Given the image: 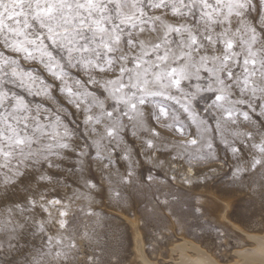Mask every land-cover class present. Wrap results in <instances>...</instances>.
Here are the masks:
<instances>
[{"label":"clouds","instance_id":"9594fccd","mask_svg":"<svg viewBox=\"0 0 264 264\" xmlns=\"http://www.w3.org/2000/svg\"><path fill=\"white\" fill-rule=\"evenodd\" d=\"M26 7L0 30V264H76L83 200L131 199L184 153L204 154L180 165L188 186L264 172V0H97L71 46L62 15Z\"/></svg>","mask_w":264,"mask_h":264},{"label":"rangeland","instance_id":"374dc122","mask_svg":"<svg viewBox=\"0 0 264 264\" xmlns=\"http://www.w3.org/2000/svg\"><path fill=\"white\" fill-rule=\"evenodd\" d=\"M11 2L20 7L6 15L0 8V28L4 24L9 27L17 26L28 16L26 6L32 3L31 0ZM256 67V64L252 65L251 70L255 71ZM236 71L242 72L244 69L238 64ZM215 121L216 117L212 116L209 124H212L219 135ZM190 127L195 135L196 126L192 124ZM129 143L135 146L133 141L130 140ZM116 155L119 156V152ZM168 155L161 153V156ZM203 155L202 152L194 151L184 153L183 158L171 160L168 168L156 169L155 175L165 182L136 183L131 199L125 198L118 203L103 202L99 205H89L87 200H83L81 208L76 210L73 222L76 224L77 235L87 232L88 237L84 247L75 251L72 257L76 264H90L91 261L96 264H174L178 254L173 253V250L186 240L199 245L209 256L211 253L210 257L215 258L217 263L245 262L247 256L240 255L238 250L249 247L251 242L244 232L233 228L219 216L223 211L221 201L227 199L230 202L227 214L232 222L250 234L253 232L264 235V172L257 169L246 173L236 183L226 184L205 178L191 186L186 185L182 176L184 169L180 165H183L185 159L202 158ZM136 156L139 159L138 147ZM140 164L142 167L139 178L143 181L144 175L154 170L145 165L143 160H140ZM172 165L177 167L172 168ZM120 167L124 169V165L121 164ZM169 176H174L178 182L174 183ZM113 182L119 183V177H114ZM100 221L104 222L102 229L97 227ZM136 232L140 233L143 240L146 263L141 261L136 250ZM38 240L39 238L34 241L37 245Z\"/></svg>","mask_w":264,"mask_h":264},{"label":"bare ground","instance_id":"6f19581e","mask_svg":"<svg viewBox=\"0 0 264 264\" xmlns=\"http://www.w3.org/2000/svg\"><path fill=\"white\" fill-rule=\"evenodd\" d=\"M221 203L223 204L222 205L223 211H222V213L219 216L223 220H225L226 222L231 224L233 226V228L240 230V232L241 231L244 232L245 236L251 242L249 247L238 250L239 251L238 253H240V255L247 256L246 259L248 261L246 260L244 262L243 260L242 261L240 260L238 263L236 262V263H233V264H264V235H256L255 233L253 234V232H252V234H250V233L246 232L243 227H241L240 225H237L236 223L232 222L228 218V214H227L228 208L230 207V202L227 199H223L221 201ZM133 223H135V222H133ZM135 228H137V224H135ZM136 234H137V238H136V250H137V253L140 256L141 261L143 263H146L147 261H146V259L144 257V253H143V245H142L143 240L141 238L140 233L136 232ZM171 251H172V249H171ZM174 252H176L178 254V258L175 261L176 264H221V263L215 262L214 261L215 258L213 259L212 257H210L211 253H210V256H209L203 249H201L199 247V245L197 246L196 243L194 245L191 241H188V240H186L183 243L179 244L175 248V250H173V253ZM243 257H242V259H243Z\"/></svg>","mask_w":264,"mask_h":264},{"label":"snow or ice","instance_id":"6c2138e0","mask_svg":"<svg viewBox=\"0 0 264 264\" xmlns=\"http://www.w3.org/2000/svg\"><path fill=\"white\" fill-rule=\"evenodd\" d=\"M19 3H23L24 0H18ZM32 3L36 5L33 18H55L58 14L62 15L63 22L66 25H70L75 28V31H71L70 28L65 27L63 29L65 39L67 40L69 46L73 43H76L83 38L78 36L80 31V26L86 24V20L83 17V14L79 11H76V8H84L85 5H91L97 2V0H84L81 3V0H31ZM0 3H3V0H0ZM22 14V13H18ZM95 19V18H93ZM79 21V23H77ZM19 22V21H18ZM30 26V25H28ZM2 30V28H0ZM11 30V29H10ZM51 30V29H50ZM97 30H101L100 22H97ZM23 35V32H21ZM59 35V33H57ZM53 42L55 39L53 38ZM19 43V42H18ZM81 52L87 51V47L79 48ZM30 54V50H29ZM253 65L256 63L255 60L252 61ZM176 73V68L171 69V74ZM176 83L179 84L180 80L176 79ZM250 83L249 80H245V85L247 86ZM220 99V97H218ZM134 107V105H133ZM17 143L23 144L24 139L22 137L18 138ZM195 143V141H193Z\"/></svg>","mask_w":264,"mask_h":264}]
</instances>
